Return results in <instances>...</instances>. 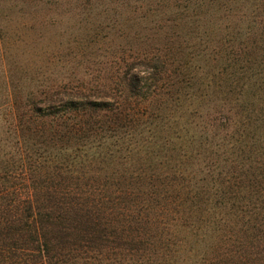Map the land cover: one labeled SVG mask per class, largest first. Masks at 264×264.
<instances>
[{
	"label": "trees",
	"instance_id": "trees-1",
	"mask_svg": "<svg viewBox=\"0 0 264 264\" xmlns=\"http://www.w3.org/2000/svg\"><path fill=\"white\" fill-rule=\"evenodd\" d=\"M121 3L102 78L0 102V264H264V0Z\"/></svg>",
	"mask_w": 264,
	"mask_h": 264
},
{
	"label": "rangeland",
	"instance_id": "rangeland-1",
	"mask_svg": "<svg viewBox=\"0 0 264 264\" xmlns=\"http://www.w3.org/2000/svg\"><path fill=\"white\" fill-rule=\"evenodd\" d=\"M80 1L60 0L48 12H14L11 0H0V102L10 84L28 89L31 80L51 85L102 78L106 62L125 43L126 28L139 29L121 0H90L77 12Z\"/></svg>",
	"mask_w": 264,
	"mask_h": 264
},
{
	"label": "clouds",
	"instance_id": "clouds-1",
	"mask_svg": "<svg viewBox=\"0 0 264 264\" xmlns=\"http://www.w3.org/2000/svg\"><path fill=\"white\" fill-rule=\"evenodd\" d=\"M135 71V70H134ZM153 69L151 68H146L144 71H141L139 73H137L139 76L141 77H150L151 73H152Z\"/></svg>",
	"mask_w": 264,
	"mask_h": 264
}]
</instances>
